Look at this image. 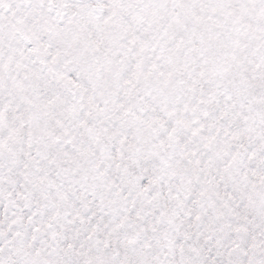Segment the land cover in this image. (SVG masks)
Wrapping results in <instances>:
<instances>
[{
  "label": "snow or ice",
  "instance_id": "obj_1",
  "mask_svg": "<svg viewBox=\"0 0 264 264\" xmlns=\"http://www.w3.org/2000/svg\"><path fill=\"white\" fill-rule=\"evenodd\" d=\"M0 264H264V0H0Z\"/></svg>",
  "mask_w": 264,
  "mask_h": 264
}]
</instances>
